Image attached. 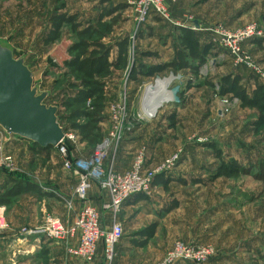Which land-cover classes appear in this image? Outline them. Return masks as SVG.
<instances>
[{
  "label": "rangeland",
  "instance_id": "obj_1",
  "mask_svg": "<svg viewBox=\"0 0 264 264\" xmlns=\"http://www.w3.org/2000/svg\"><path fill=\"white\" fill-rule=\"evenodd\" d=\"M143 2L0 0V42L9 45L16 58L26 59L35 85L41 92L49 93L47 104L59 107V122L62 127L68 128L66 112L60 107L66 94L71 92L68 88L71 79L66 77L65 61L68 60L70 46L75 42L74 35L70 28H66L60 41L44 45L51 21L57 13L78 15L83 28L98 27L101 18L102 23L109 26L118 20L104 44L114 47L113 58L115 44L128 38L131 68L135 64L153 67L170 63L178 50L177 37L181 27L195 28L193 31H198V35L203 34L200 36L215 50L207 57L199 77L188 72L167 70L156 78L133 81L129 79V67V70L120 71L112 79L117 81L114 88L107 84L110 101L121 98V102L124 95L130 96L121 108L124 107L130 115L129 125H133L132 134L136 138L130 141L132 148L125 153L122 151L124 141L133 135L112 144L106 161L107 169L128 172L133 169L139 154L144 153L147 159L145 171L155 170L174 154H181L176 168L166 176L177 181L173 180L167 190L159 185L153 186L151 195L145 200L132 208L122 209L118 219L123 223L125 236L115 248L112 264H162L179 244L190 247L196 253H215V257L202 264H264V184L252 176L211 180V171L220 164L214 148L222 152L226 162L237 160L246 167L264 163V130L258 132L254 127L257 112L242 110L238 100L218 94L219 82L233 74L244 78L243 84L250 92L256 83L264 86V35L256 39L262 47L253 41L242 47L240 59L251 65L252 69H249L237 64L236 59L229 58L208 32L221 27L238 33L257 26L264 33V0H164L168 20L150 13L144 23L139 24L138 7ZM121 5L126 9L118 11L116 8ZM63 6L65 10H61ZM106 10L111 11L110 17L104 16ZM192 19L205 29L204 33L200 31L201 26L192 24ZM172 73L182 76V103L176 105L169 96V102L164 103L154 121L140 124L138 116L145 85L154 83L158 77L161 81L168 79ZM176 85L178 82L173 81L167 84V89L160 86L158 94L163 91L167 95ZM171 116L176 118L174 128L171 127ZM101 128L103 139L100 144L113 131L109 113H106ZM66 134L75 135V139L67 140L73 159L89 158L100 145L82 142L74 131L68 130ZM0 143H5L8 153L13 156V170L0 171V199L5 192L3 188L15 186L13 180L35 183L45 192L43 196L31 192L23 194L14 198L10 206H0V220L4 221L0 236L15 232L23 241L32 243L38 238H24L20 233L45 226L49 217L61 220L65 229L72 228L84 206L75 200L77 179L65 172L57 149L39 154L33 148L34 144L7 136L1 128ZM125 145L128 147V143ZM182 180L186 184L179 182ZM95 188L89 204L98 211L103 209L105 214L101 213V225L104 231H108L106 227L109 224L112 226L116 217L106 209L109 202L107 193L99 185ZM29 203H34L37 209H25ZM172 205L175 208L167 213ZM152 226H156L155 236L146 248L129 247L131 242L144 241L139 234ZM79 241L76 236L62 242L67 256L74 257L68 249L76 248ZM9 255L25 259L29 253L18 247L10 250ZM79 260L84 264H105L104 242H99L93 262Z\"/></svg>",
  "mask_w": 264,
  "mask_h": 264
},
{
  "label": "trees",
  "instance_id": "obj_2",
  "mask_svg": "<svg viewBox=\"0 0 264 264\" xmlns=\"http://www.w3.org/2000/svg\"><path fill=\"white\" fill-rule=\"evenodd\" d=\"M118 11H123L126 6L121 5ZM61 10H65V6ZM60 10V11H61ZM111 11L106 10L105 17H110ZM99 21L98 27L88 26L80 21L78 15L58 14L51 21V29L44 40V45L50 46L61 40L66 28H70L74 35L75 42L68 50V60L65 61L67 70L66 77L71 79L68 88L71 91L66 94L61 102V107L66 112V122L68 128L63 127L66 131L76 132L82 142H88L93 145L102 142L101 124L106 117V108L110 99L107 96V80L116 71L129 70L130 67V40L128 38L117 42L116 58H112L113 46L104 44L108 38V33L112 32L114 25L118 22L115 20L113 26ZM178 50L174 60L166 65L149 67L145 64H135L130 67V80L138 81L139 79H152L167 70L174 73L188 72L195 77L200 76L201 69L207 63V57L213 54L215 47L208 43H201V36L190 28H179ZM262 47L258 41H253ZM264 49V48H263ZM244 78L241 75H230L224 77L220 82L218 94L221 97L230 96L238 100L242 110L257 112V121L254 123L255 129L259 132L264 130V86L256 83L254 89L250 92L243 84ZM183 93L180 94V98ZM182 102V100H181ZM176 118L170 117L171 127L176 126ZM97 146V145H96ZM36 152L39 154L49 153L54 147L41 148L34 145ZM216 159L220 164L215 170L211 171V180L219 179H238L242 176H252L255 180L264 184V163L256 166L246 167L237 160L226 162L223 154L215 149ZM257 169V170H256ZM15 186L12 188H3V198L0 199V206L8 207L12 200L20 195L35 193L40 196L45 195L43 190L32 182L12 181ZM173 182L172 178L165 175L158 176L153 186H162L165 190ZM186 184V182H181ZM140 200L146 196L138 197ZM175 208L174 205L167 209V213ZM156 226L141 232L139 235L144 241L138 242L137 247L146 248L148 243L154 238Z\"/></svg>",
  "mask_w": 264,
  "mask_h": 264
},
{
  "label": "built area",
  "instance_id": "obj_3",
  "mask_svg": "<svg viewBox=\"0 0 264 264\" xmlns=\"http://www.w3.org/2000/svg\"><path fill=\"white\" fill-rule=\"evenodd\" d=\"M140 18L139 24L144 23L150 13H155L158 17L168 20V14L164 6V0H144L138 7ZM182 26V24H177ZM195 30V28H192ZM214 41L222 48L229 58L236 59L237 64L252 69L251 65L245 60L240 59V53L245 43H250L256 39H261L264 35L263 31L257 26L249 27L238 33H231L223 28L209 29ZM220 43V45H219ZM128 81V78L127 80ZM161 80L156 79L154 83L145 85V94L142 100V109L138 122L154 121L163 108L164 101L161 106L153 108L157 92L155 87ZM148 88L152 91L147 93ZM149 94V98H145ZM130 96L124 95L121 100L109 101L107 104V112L111 118L113 131L109 138L102 144L98 145L94 153L89 158L73 159L67 147V140L75 139V135H65V139L56 147L61 158L63 169L65 172L72 174L77 179L75 189V200L83 204L82 211L75 225L70 229H65L61 220L50 218L43 227L25 230L21 234L24 238H39L53 242H65L69 238L78 236L79 244L76 248L68 249L70 255L78 257L88 263L95 260L97 255L99 242L102 240L105 246V264H112L115 258V248L123 240L125 236V228L119 221L118 217L128 202L140 197L151 195L152 187L155 179L161 175H170L181 160L180 152L174 154L165 161L159 168L155 170L145 171L146 155L140 153L137 157L133 169L128 172L119 173L114 169L106 168V161L112 150L114 142H122L128 133L133 132V125H129L130 115L121 105L126 104ZM172 101V100H171ZM127 124V126H126ZM13 156L8 153L5 143H0V171L13 170ZM93 185H99L101 190L106 192L109 197L107 208L115 215V220L108 231H104L101 225V213L89 204V193ZM71 207V206H70ZM0 227H4L3 220H0ZM215 257V253L211 251L194 252L190 247L179 244L175 251L171 253L162 264H177L179 262H187L194 264H202L208 262Z\"/></svg>",
  "mask_w": 264,
  "mask_h": 264
},
{
  "label": "water",
  "instance_id": "obj_4",
  "mask_svg": "<svg viewBox=\"0 0 264 264\" xmlns=\"http://www.w3.org/2000/svg\"><path fill=\"white\" fill-rule=\"evenodd\" d=\"M162 81L178 82L168 94L180 104L182 76L172 73ZM48 98L49 93L35 85L26 59L16 58L13 49L0 42V128L5 134L41 148H56L65 139V130L59 122V107L48 105Z\"/></svg>",
  "mask_w": 264,
  "mask_h": 264
},
{
  "label": "crops",
  "instance_id": "obj_5",
  "mask_svg": "<svg viewBox=\"0 0 264 264\" xmlns=\"http://www.w3.org/2000/svg\"><path fill=\"white\" fill-rule=\"evenodd\" d=\"M191 22H192V24H194L195 27H200L201 26L200 24H197V21H194L193 19L191 20ZM184 28H189V27H184ZM200 31H202V33H204L205 29H202V26H201L200 27ZM200 35L203 36V34H200ZM202 36H201V43L203 45L204 44H208L209 42L207 43L205 38H203ZM116 54L117 53H115L113 55V59L116 58ZM173 60H174V58H173ZM119 73H120V71L114 72L113 75L107 80L108 87L112 86V85H113L112 86L113 88L115 87L114 83H116L117 81H114L112 79H115L116 78L115 76L118 75ZM166 89H167V87H166ZM166 92H167V90H166ZM109 93H110V90H107V94H109ZM181 93L182 92H180V94ZM109 97H110V95H109ZM176 105H178V104H176ZM131 135H133V136H131ZM128 136H131V137H128ZM126 137H128V138L125 139L124 142H126L125 144L128 143V147L124 144V147L122 149V151L124 153L128 152L129 149L132 148V144H131L130 141H133L134 139H136V138H134L135 136H134V134H132V132L128 133ZM147 156H149V154ZM148 159H150V156H149ZM116 171L119 172V173L126 172V170H124V171L116 170ZM172 179L174 181L175 180L177 181L176 178H172ZM182 181H179V182H182ZM183 182H185V181H183ZM96 186L97 185H93L92 186V189H91V191L89 193L90 199L93 198L92 194L95 192L94 190L96 189L95 188ZM143 200H145V199H143ZM143 200H140L139 198H136V199L128 202L126 205H124L123 210H125L127 208H130V207L132 208L133 205H136V204H138L139 202H141ZM25 209L34 210V209H37V208L34 205V203H31V204L29 203V205L25 206ZM42 212H44V211H42ZM99 212L100 213L103 212L102 214H105L103 209H101ZM106 228L110 229L111 228V224H109V226H107ZM138 237L140 238V236H138ZM28 241H23L22 239H20L19 236L17 235V233H15V232H12V233L7 234L5 236L1 235L0 236V264H84L79 259L74 258V257H69V256L66 255L67 251L65 252L64 243L52 242V241H47L45 239H39V238L36 239V240H32L31 241L32 243H29V244H28ZM137 244H138V242H131L129 247L137 246ZM18 247L24 248L27 251V253H29V255L25 259H21V258L18 259V258H15V257L12 258L9 255L10 254V250L17 249Z\"/></svg>",
  "mask_w": 264,
  "mask_h": 264
},
{
  "label": "bare ground",
  "instance_id": "obj_6",
  "mask_svg": "<svg viewBox=\"0 0 264 264\" xmlns=\"http://www.w3.org/2000/svg\"><path fill=\"white\" fill-rule=\"evenodd\" d=\"M167 84H168V82H166V81L158 82V85L155 87V91L157 92V94H158V91H157L158 88H160V86L163 87V88H164V86L167 87ZM151 91H152V89L151 88H148L147 93H150ZM167 97L169 99L168 92H167V95H165L163 93V91H160L159 96L157 95V97L155 98V104L153 105V108L156 109L157 107L161 106L164 101L169 102V100L167 99ZM145 98L146 99L149 98V94H147ZM3 223H4V221H3Z\"/></svg>",
  "mask_w": 264,
  "mask_h": 264
}]
</instances>
